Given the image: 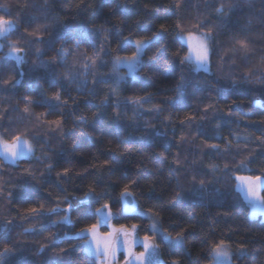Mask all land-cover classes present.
Returning a JSON list of instances; mask_svg holds the SVG:
<instances>
[{"label":"trees","instance_id":"trees-1","mask_svg":"<svg viewBox=\"0 0 264 264\" xmlns=\"http://www.w3.org/2000/svg\"><path fill=\"white\" fill-rule=\"evenodd\" d=\"M0 17L16 25L0 55V134L34 148L15 164L0 157L4 264H96L74 235L104 206L117 227L182 236L174 248L157 238L162 264H213L221 242L232 264H264V219L237 191V178L264 177V0H0ZM181 29L211 30L210 71L186 64ZM137 40L136 78L118 82L113 61Z\"/></svg>","mask_w":264,"mask_h":264},{"label":"snow or ice","instance_id":"snow-or-ice-1","mask_svg":"<svg viewBox=\"0 0 264 264\" xmlns=\"http://www.w3.org/2000/svg\"><path fill=\"white\" fill-rule=\"evenodd\" d=\"M176 7L180 6V0H174ZM6 7V5L4 6ZM233 6H229L228 12L232 10ZM216 12L219 13L222 16H226L227 12H225L224 5H220L216 9ZM16 25L11 19H5L4 17H0V39L6 38L14 29ZM40 25H37L36 29L33 31V35L37 34L40 30ZM163 27V26H162ZM179 28V25H177ZM183 30L181 29V32L178 33V38L182 42H188L191 37H185L182 34ZM211 30H209V33H201L199 37H195L196 40L195 44V55L189 54L184 58L185 61L189 63H193L195 65L194 70L195 71H201V70H208L209 64H210V56L212 53V49L209 47V41L213 39L211 36ZM155 38V37H154ZM236 43L243 49L244 51H248V41L247 39H241L237 40ZM2 47V45H0ZM147 47V44L145 41L137 40L136 41V52L131 56L127 58H121L116 57V59L113 61L112 71L113 74H116L119 79H123L122 76H119V69L121 66H124L127 68V74L132 76L133 78H136L135 74L139 70V66L141 65V58L144 54L143 50ZM191 47V45H190ZM22 51V49H16L15 45L12 46V51L8 54L9 57H14L17 61V63H24L23 57L18 56L17 52ZM89 60H93L92 57H88ZM94 62V60H93ZM67 78H71L70 74ZM18 82V81H17ZM57 100H59V94L55 97ZM29 105L32 103L31 100L28 101ZM25 112L29 111V107H25ZM53 124H55L57 127L60 126V121H53ZM183 139V137H182ZM210 147H215V145H211ZM33 153V147L29 143V141L21 139V137H16L14 142L9 143L7 140L4 139L3 134H0V155L3 156V158L9 162L15 163L20 158L25 156H30ZM242 181H244V191L246 193L245 198L248 199L249 203L253 205L255 208L256 206H264V197H261L257 191V182L261 186H264V180H261L260 177H256L255 181H253L251 178H238ZM203 184V181L200 182ZM131 195L125 189V192L122 193L123 197H127ZM128 201L125 199V204L127 205ZM135 199L133 198L131 208H127L126 210H133L135 209ZM31 211H35V209H32ZM51 211L55 212L56 209H52ZM255 213H253L254 215ZM64 222H70L68 217H64ZM153 231L157 230L156 224H153L152 226ZM94 229L95 225H93L91 228L82 230L80 233H77L78 237H89L87 239L86 244L84 245L86 251L94 256H100L102 254H105L103 250L99 248V246L94 245ZM0 231H4L3 228H0ZM164 239L170 244H179L182 243V236H179L176 240H172L170 236H165ZM145 248H151V251L148 253L149 257V264H161L156 257H157V251L156 247L154 245L145 244ZM12 251L11 248H5L3 252H0V264H4L5 257ZM212 255L214 258V264H231V255L230 252L226 247L223 246V242H221L220 245H217L213 247L212 249ZM137 258L134 257V261Z\"/></svg>","mask_w":264,"mask_h":264},{"label":"rangeland","instance_id":"rangeland-1","mask_svg":"<svg viewBox=\"0 0 264 264\" xmlns=\"http://www.w3.org/2000/svg\"><path fill=\"white\" fill-rule=\"evenodd\" d=\"M200 35L201 34H198V33L186 34L184 36L191 37V39H189L188 42L181 41L188 48L189 54H192L193 56L195 55L194 48L196 44V40L194 38L199 37ZM135 46H136V43H135ZM186 64H188L192 68H195V65L193 63H189L186 61ZM120 69H119L120 70L119 76H122L123 79L118 78V82H122L126 80L127 78H133L132 76L127 74L128 70L126 67L121 66ZM122 69L124 71H122ZM201 71H204V72L210 71V64H209L208 70H201ZM29 143L32 145L31 141H29ZM33 153H34V148H33ZM33 153L30 156H25L22 158H30L32 157ZM0 157L9 164L16 163V162L12 163V162L5 160L2 155H0ZM239 178H250V177H239ZM260 178L261 180H264V177H260ZM251 179L255 181V178L251 177ZM257 185H258L257 191L259 195L262 197V190L264 186H261L259 182H257ZM243 189H244V181L237 178V191L240 192L244 200L249 203L248 199L245 198L246 193ZM94 199H95V196L92 194L87 196L84 199H73L71 202V206L74 207L79 204H91L94 201ZM249 205L251 204L249 203ZM251 208H252V211H251L252 217H262L264 219V206H256L254 208L253 205H251ZM253 213L255 214L253 215ZM153 224H156L157 226L156 231H153L151 227V230L155 233L156 236L149 237V236L139 235L136 226H131L129 228H126V227H117L114 223L104 224V223L99 222L95 226V229H94V245L99 246V248L103 250L105 254H102L97 257V256H94L88 253L86 249L85 251L90 257H92L95 260L96 264H149L148 253L151 251V248H148V249L145 248V244L147 243L150 245H154L156 247V251H157L156 259L159 262H162L160 259V253H159L160 251H159V247L157 244V238L161 237L165 242H167L164 239V237L168 235L163 230L160 229L157 222H153L152 225ZM74 236L77 238H81V237H78L77 234ZM83 238L86 240L85 241V244H86L87 239L89 237H83ZM179 244L181 245L182 243H179ZM179 244H173V245L169 244V245L174 248V247H178ZM134 257L137 258L135 261H134ZM172 264H178V263L173 262Z\"/></svg>","mask_w":264,"mask_h":264},{"label":"water","instance_id":"water-1","mask_svg":"<svg viewBox=\"0 0 264 264\" xmlns=\"http://www.w3.org/2000/svg\"><path fill=\"white\" fill-rule=\"evenodd\" d=\"M15 31H16V27L6 38L0 39V45H2V47H0V55L3 53V49H4L3 41L5 39L9 38ZM17 55L23 57V54L20 51L17 52ZM12 58L16 61V59L14 57H12ZM255 106L257 108H259L260 110L264 111V101L263 100L257 99L255 101ZM133 198L135 199V197L132 194L127 196V197L121 196V199H120L121 212L123 215L131 216V215L136 213V210H137L136 199H135V204H136L135 209L130 210V211L126 210V207L131 208ZM125 199H127V201H128L127 205L125 204ZM96 216H97L98 220L104 224L112 223L114 220V212L111 210V208L109 206H104V207L99 208L96 212Z\"/></svg>","mask_w":264,"mask_h":264},{"label":"crops","instance_id":"crops-1","mask_svg":"<svg viewBox=\"0 0 264 264\" xmlns=\"http://www.w3.org/2000/svg\"><path fill=\"white\" fill-rule=\"evenodd\" d=\"M224 247H226V246H224ZM227 249H228V251L230 252V255H231V251H230V249L228 248V247H226ZM161 264H162V262H161ZM214 264V263H213ZM231 264H232V261H231Z\"/></svg>","mask_w":264,"mask_h":264}]
</instances>
